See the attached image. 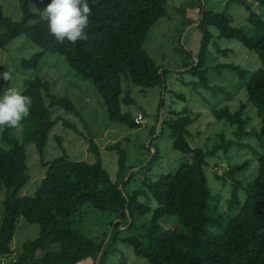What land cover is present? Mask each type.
<instances>
[{"label":"trees","instance_id":"1","mask_svg":"<svg viewBox=\"0 0 264 264\" xmlns=\"http://www.w3.org/2000/svg\"><path fill=\"white\" fill-rule=\"evenodd\" d=\"M34 1L45 7L49 3L18 0L23 13L20 20L5 14L0 3V50L26 35L44 51L65 56L72 69L92 82L109 119L133 128L142 124H137V115L131 113L135 99L124 83L132 81L144 89L161 87L157 122L161 119L162 123L154 125L152 135L169 130L173 148L186 156L175 171H164L151 181L146 178L142 187L134 190L128 187L137 171L126 165L122 143L108 147L119 150L118 179L113 181L91 131L87 139L96 157L94 162L67 155L46 160L44 149L60 120L84 136L75 122L56 115L55 107L75 113L83 121L84 117L72 100L50 91L48 80L39 76L25 79L20 91L32 101L28 114L15 127H0V194L3 187L7 188L0 227V264L10 258L8 264H264V0H227L222 10L209 8L204 0H186L177 7L183 26L193 25L202 32L204 49L216 34L220 41L233 40L246 47L257 59L253 67L236 62L219 64L215 67L218 76L213 77L205 67L204 54L197 57V65L185 64L198 77L196 89L210 91L215 99L224 96L206 120H202V112L194 114L185 105L181 111L164 112L170 69L157 64L145 43L150 29L169 15V0H87L91 9L87 39L75 43L55 40L41 11L33 9ZM231 4L246 8L244 23H235ZM218 51L228 56L229 50ZM42 53L21 59L19 66L24 72L37 68ZM188 53L191 57L193 51ZM225 69L238 75L234 91L222 78ZM0 71L7 69L1 66ZM216 77L221 85L212 84ZM11 83L0 80V91ZM241 89L246 99L232 109L226 101ZM222 120L234 127L237 140L227 139L220 132L216 135L219 140L216 138L207 150L190 145L192 124L205 122L208 129ZM243 136H249L248 142ZM59 142L62 146L58 137ZM27 144L36 146L46 172L33 195L20 196L30 177ZM152 147L153 157L142 167L146 171L159 157L157 147L150 142L148 149ZM233 147H245L257 155L258 166L250 171V175L255 173L251 180L244 173L249 171V159L230 165L223 174L214 172L213 182L217 179L223 188L227 186L224 196L209 183L208 157L222 149L228 153ZM142 196L146 203L140 201ZM85 204L104 214L92 224L80 223ZM22 217L39 224L40 235L15 250L11 242ZM143 218L146 221L139 227Z\"/></svg>","mask_w":264,"mask_h":264},{"label":"rangeland","instance_id":"2","mask_svg":"<svg viewBox=\"0 0 264 264\" xmlns=\"http://www.w3.org/2000/svg\"><path fill=\"white\" fill-rule=\"evenodd\" d=\"M184 1L186 0H169L168 9L170 13L168 16L160 18L150 29L145 48L158 65L170 69L166 74L168 90L167 93H164V112L171 111L172 109L178 112L181 111L185 105V107L188 106V109L194 114L202 112V120H206L209 118L208 114L212 112L213 107L218 104V99L221 97L224 98V96L221 94V96L215 99L210 95V91L208 92L203 88L196 89L194 82L198 80V77L193 76L192 73L186 69L185 64L190 62L191 65L193 63L197 65V57H201V54H204L206 60L205 67L209 68L208 73L213 77V74L218 76L215 67L219 64L236 62L242 63L244 66L253 67L257 64V59L252 52L247 50L246 47L240 46L236 41L227 39H222L220 41L213 27H210V30H212L215 35L204 49L202 32L193 25L184 27L181 22L182 18L178 16L180 14H178L177 7ZM37 2L38 1L32 2L33 9L39 11L43 10L45 8L44 4L37 5ZM204 2L209 8L222 10L227 0H204ZM0 3L3 6L5 14L12 16L16 20H20L23 17L18 0H0ZM231 6L236 14L235 23H244L245 17L243 16L247 15L246 8L238 4H231ZM33 22L34 20H31V23ZM215 41L220 42L215 43ZM218 49L229 50L228 56L219 52ZM191 50L193 54L190 57L188 52ZM38 52L42 53L39 56L38 67L24 72L23 68L19 66L21 65V59L29 58ZM193 60L195 61L193 62ZM1 66H5L7 70L11 69L14 72L12 83L4 90L9 87L22 90L25 79L39 76L49 81V89L56 96L66 97L72 100L84 117L83 121L75 113L66 112L62 108L55 107V109H57L55 110V114L62 115V117H64L62 119L75 122L78 128L84 132V136L78 135L72 129L65 127L63 120H60L52 130L48 144L44 149L46 160H52L56 157L67 155L73 159L94 162L96 157L90 151V142L87 139V136H90L88 131H91L101 151L103 164L109 171L113 181H117L118 179L119 150H108V147L116 145L118 142L122 143V148L126 152L127 157L126 165L134 166L135 168L131 171H137L128 187V189L134 190L136 188H141L142 182H144L146 178L151 181L157 179L164 171H175L181 163V160L186 156L183 151L173 148V140L168 136L169 130L165 131L163 134L157 131L152 135L154 125L157 124L159 127L162 123L161 119L157 122V113L162 99V89L159 86L144 89L132 81L124 83L125 89L131 91V95L135 99V103L130 107L133 117L139 113H142L145 117L142 125L133 128L129 126L128 123L111 121L109 119L103 99L98 94L92 82L72 69L65 56L52 51H44L42 48L32 43L26 35L19 36L8 45L6 49L0 50V67ZM216 78H213L212 84L221 85L222 82H220L218 78V80H216ZM222 78L227 81L226 85L230 88L232 87L233 91L237 89L234 88V86L239 84L238 75L225 69ZM230 94L232 96L234 93L230 92ZM179 95L183 96L185 99H179ZM245 99V92L241 89L238 93L234 94L231 100H227L226 103H228L232 109H235L240 106L241 102ZM252 123H250V126ZM190 127L193 135L188 136V141L193 148L202 147L204 150H207L212 147L213 141L218 138L216 136L217 133L220 132H224L227 139L237 140V136L233 131L234 127L226 124L225 120L218 122L214 127H209L208 129L206 128L205 122L194 123ZM198 131H202V133L199 135L197 133ZM247 131L249 132L250 128L247 129ZM58 137L62 139V146L60 142L58 143ZM208 137H211L212 140H209ZM248 137L249 136H243L242 140L248 142ZM150 142L154 143L157 147L159 157L155 160L151 169L146 171L143 168L146 164H149L153 157V154L151 157L150 151H154L153 147L152 149H148ZM238 149L237 147H233L228 153L222 149L218 151L216 156L208 157V167L206 169L209 183H214L215 189L221 190L224 196L228 194L227 186L226 189L223 188V184L217 179L213 182L215 179L213 175L214 172L223 174L230 168V165L249 159V171L244 173L251 180L255 173L250 175V171L256 169L258 166L257 155L248 151L245 147ZM26 152L30 177L28 183L19 192L20 196L33 195L40 184L41 178L45 176L46 172V168L40 163V153L36 146L27 144ZM131 171L128 173H131ZM6 193L7 188L3 187L0 194V227L3 220ZM140 201L143 203L147 202L146 198L143 196L140 198ZM85 206L82 217L79 219L80 223L85 222L87 224L88 222L92 224L96 220V217H100L104 214L94 207H89L88 204H85ZM144 221H146V218L140 219L137 225L140 227ZM135 232L138 234L141 233L140 230L137 229H135ZM39 235L40 225L37 223H30L22 217L18 223L11 246L13 249L19 250L26 242L36 239ZM93 236H95L94 233ZM10 260L11 258L8 261Z\"/></svg>","mask_w":264,"mask_h":264},{"label":"clouds","instance_id":"3","mask_svg":"<svg viewBox=\"0 0 264 264\" xmlns=\"http://www.w3.org/2000/svg\"><path fill=\"white\" fill-rule=\"evenodd\" d=\"M91 9L87 0H49L41 10L42 19L47 22L49 33L58 42L67 40L75 43L87 39ZM13 71H0V80L10 82ZM31 99L15 87L0 91V127H15L28 114Z\"/></svg>","mask_w":264,"mask_h":264},{"label":"built area","instance_id":"4","mask_svg":"<svg viewBox=\"0 0 264 264\" xmlns=\"http://www.w3.org/2000/svg\"><path fill=\"white\" fill-rule=\"evenodd\" d=\"M144 119H145L144 115H143L142 113H139V114L135 117V122H136L137 124H142V123L144 122ZM2 263H3V264H8V261H7L6 259H3V260H2Z\"/></svg>","mask_w":264,"mask_h":264}]
</instances>
